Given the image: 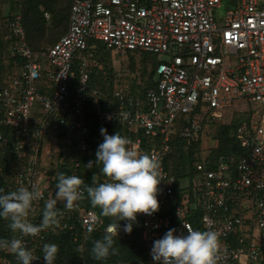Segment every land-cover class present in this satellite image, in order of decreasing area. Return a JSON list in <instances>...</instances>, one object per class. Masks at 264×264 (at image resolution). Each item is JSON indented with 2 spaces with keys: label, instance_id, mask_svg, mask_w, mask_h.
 Returning <instances> with one entry per match:
<instances>
[{
  "label": "built area",
  "instance_id": "2783aa9c",
  "mask_svg": "<svg viewBox=\"0 0 264 264\" xmlns=\"http://www.w3.org/2000/svg\"><path fill=\"white\" fill-rule=\"evenodd\" d=\"M44 16L51 18L47 11ZM5 27L16 61L0 88V124L12 131L22 163L15 170L17 187L35 184L47 199L52 185L43 163V141L50 129L70 139L78 155L87 152L93 133L103 142L101 128L109 135L119 132L138 153L155 156L160 163L159 210L137 214L146 264H155L153 241L169 229L186 233L185 225L219 233L217 264H264V0H72L66 32L38 52L27 42L20 9L9 14ZM102 48L118 52L124 63L132 50L154 54L158 63L153 88L144 92L141 77L127 67H113L109 94L90 88ZM244 100L259 103L258 118L251 115L235 131L246 152L215 160L200 153L193 191H183L178 204L168 205L177 203V179L166 168L172 139L179 137L187 146L209 140L207 128L216 131L226 109ZM36 101L39 108L33 112ZM3 154L0 133V159ZM61 158L53 168L64 162ZM73 161L70 175L79 176L80 161ZM84 196L59 216V221L76 220L82 233L102 223L97 211L82 204ZM44 199L33 203L29 219L35 224ZM68 225L58 223L23 237L37 257L33 264H44L36 247L45 234ZM75 241L82 248L86 237L78 234Z\"/></svg>",
  "mask_w": 264,
  "mask_h": 264
},
{
  "label": "trees",
  "instance_id": "16d2710c",
  "mask_svg": "<svg viewBox=\"0 0 264 264\" xmlns=\"http://www.w3.org/2000/svg\"><path fill=\"white\" fill-rule=\"evenodd\" d=\"M60 1L61 0H10L11 12L17 9H20L21 11L22 24L26 32L27 42L34 51L38 52L46 50L66 32L69 24V12L72 0H67V5L64 7L66 11L64 12H61L63 7H61L59 3ZM41 6L44 7L43 11ZM44 11L51 14L49 20L45 18ZM7 34L9 39H6L5 41H1L0 39V49L3 44L6 48L5 54L10 59L9 64L12 66V64H15L16 58L10 55V34L8 31ZM99 51H101V49ZM96 57L98 63L95 67V71H97L93 72L91 75L90 88L99 89L100 91L109 94L112 90L114 66L109 63L110 59L101 55V53L100 55L96 54ZM157 63L158 61L155 59L154 54L136 50L128 52L127 69L131 73L137 74V76L141 77L144 85V92L153 88L154 81L152 79ZM0 66H2V64H0ZM8 77L4 80L6 81ZM4 80H2L0 76V88L5 84ZM90 108H92V106ZM243 115L246 117H232L229 121L225 118L222 122L217 124L215 131L217 144L212 148L209 155L211 160H215L220 155H238L246 152L240 147V144L235 137L237 126L243 120H249L250 118V116L248 117L245 113ZM0 133L4 136V154L0 159V189H3L4 193H7L17 188L15 184V170L20 168L22 163L16 156L17 154L13 146L14 137L10 128L0 124ZM90 139L89 149L83 155H78L76 151H73L71 156L66 157L64 162L60 163L57 169L49 166L45 167L50 176L51 185L53 187V191H46L47 198L50 195L54 196L55 194V186L58 182L56 179L57 174L63 172L66 175H70L74 166L73 159L75 158H78L80 161L79 176L83 178L84 188L93 184L94 175L96 176V182H100V178L103 177L100 172L101 166H98L95 163L96 151L100 143L98 142L95 133H93L92 138ZM144 141L148 142L150 141V138L144 137ZM171 143L172 150L166 158V168L174 174L177 179V203L173 202L168 204L171 205V207H174L175 204L179 203L178 199H180L183 191H193L192 187L195 176L194 163L199 159L202 149L200 142H194L188 146V149L184 150L182 148V143L186 145V142L179 137L173 138ZM185 155H189L187 163L185 162ZM90 162L92 163L91 166L88 165ZM188 163L189 165H187ZM82 204L89 209L97 211L102 223L95 230L82 233L81 225L76 220L67 218L60 219L59 223H68V228L47 232L45 234V239L40 241L36 247V252L39 255L43 257L41 249L44 243H56L59 246V252L54 264H115L118 262L126 264L147 263V249L141 240L142 219L139 217H137L134 222L131 233L123 231V225L127 223V221H120L121 229L119 231V236H114V246L119 250L117 255L109 256V258L103 261L93 259L91 255L93 241L103 237L107 226H115L118 222L115 218L102 216L100 209L98 207L94 208L90 204L89 199L87 198V193L84 196ZM42 206H44V203ZM57 208L60 209L61 215V212L64 209L62 202H58ZM42 209L40 210L38 217H36L39 222L42 215ZM8 224L9 221L0 218V238H18L19 232L13 233L8 227ZM78 234L81 235V238L83 235L86 237V241L82 248L79 247L80 241H75ZM0 264H19V261L14 254L0 251Z\"/></svg>",
  "mask_w": 264,
  "mask_h": 264
},
{
  "label": "clouds",
  "instance_id": "9594fccd",
  "mask_svg": "<svg viewBox=\"0 0 264 264\" xmlns=\"http://www.w3.org/2000/svg\"><path fill=\"white\" fill-rule=\"evenodd\" d=\"M103 142L96 151V165L105 177L82 188L83 178L77 175L57 174L54 196L44 199L43 192L35 184L19 186L4 193L0 189V218L9 221L8 227L13 233L19 232V238H0V251L14 254L19 264H33L37 260L33 250L26 247L23 237L36 236L59 223L60 209L71 211L80 201L84 192L90 204L100 209L104 217H112L118 222L109 225L101 239L93 241L91 255L97 261H103L118 254L114 246V236H119L120 221H127L123 231L131 233L138 213L152 215L159 210L157 199L158 185L163 180L160 163L155 156L138 153L132 142L119 132L109 135L107 129H100ZM89 166L92 165L90 162ZM44 199L42 215L38 224L29 219L33 203ZM186 233L177 234L169 229L162 238L153 241L151 248L155 264H217L220 251L219 233L211 230H194L185 225ZM44 264H54L59 246L56 243H44L41 249Z\"/></svg>",
  "mask_w": 264,
  "mask_h": 264
},
{
  "label": "rangeland",
  "instance_id": "374dc122",
  "mask_svg": "<svg viewBox=\"0 0 264 264\" xmlns=\"http://www.w3.org/2000/svg\"><path fill=\"white\" fill-rule=\"evenodd\" d=\"M59 3L61 5V7H63V10L61 12L66 11L64 9V7H66V5H67V0H61ZM41 9L43 11L44 7L41 6ZM224 10H225V6H223V8L220 11H218L219 12L218 17H217L218 22H220L219 16L222 15ZM10 12H11L10 0H0V36H1L0 39H1V41H3V40L5 41L6 39H9L7 37L8 34H7V29L5 27V20L9 16ZM5 51H6V48L2 44V48L0 49V52H1L0 64H2V66H0V76H1L2 80H4L6 77H8V75H11V73L13 71V66H14V64H12V66H10V64H9L10 59L5 54ZM100 53H101V55L110 59L109 63L112 64L114 67H117V68L127 67V63H124L122 61L121 56H120V54H118V52L113 51V50H105L104 48H102L101 51H97V55L98 54L100 55ZM5 55H6V57H5ZM36 59L39 61L44 60V58L38 57V56L36 57ZM7 79H6V81H7ZM129 81H130V83H133V82H135V79H129ZM38 108H39V103L36 101L33 112L35 110H37ZM243 110H244V113L248 117L252 115L251 118L255 120L256 118H258L257 116H255V113L258 115L257 111L259 110V103L258 102L248 103L246 100H244L243 102L235 101L234 105H232L231 107L226 109V112H225L226 118L228 119V121L230 119H232V117H234V118H236V117L245 118L246 116L243 115L244 113L240 112ZM207 132H208V135L212 138H210L209 140H206V138H204L202 141H200V143L202 145V143L207 142V144L211 146L214 144V142H216L215 141L216 132L213 130V128H210V129L207 128ZM45 138H46V140L43 141V142H45L43 144V148H44L43 163H44L45 167H47V166H49L51 168L54 167L55 160L58 156L59 157L62 156L61 159L65 160L66 159L65 154H67L66 152H68V156H71V153L73 151H76L75 148L71 144H68V142H70V139L68 140L67 137H65L62 133H57L56 130H54L53 128L50 129V131L46 133ZM182 148L185 150V149H188V146L182 143ZM188 160H189V155H185V162L187 163ZM187 165H189V163ZM52 189H53V187L48 188L47 190H50V192H51V191H53ZM42 207H41V209H42Z\"/></svg>",
  "mask_w": 264,
  "mask_h": 264
},
{
  "label": "crops",
  "instance_id": "0c3cea01",
  "mask_svg": "<svg viewBox=\"0 0 264 264\" xmlns=\"http://www.w3.org/2000/svg\"><path fill=\"white\" fill-rule=\"evenodd\" d=\"M44 140H46V138H44ZM206 140H208V139H206ZM216 144H217V142H214V144L210 146V145L207 144V142L202 143V145H201V149H202L201 154L202 155H210L212 148H214L216 146Z\"/></svg>",
  "mask_w": 264,
  "mask_h": 264
}]
</instances>
